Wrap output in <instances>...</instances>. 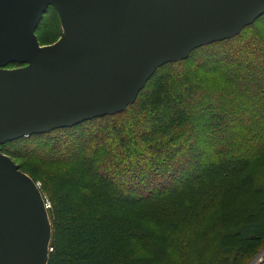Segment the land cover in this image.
<instances>
[{"label": "trees", "instance_id": "trees-1", "mask_svg": "<svg viewBox=\"0 0 264 264\" xmlns=\"http://www.w3.org/2000/svg\"><path fill=\"white\" fill-rule=\"evenodd\" d=\"M61 33L49 5L38 42ZM0 148L50 201L46 264H247L263 228L227 226L226 179L264 193V14L159 66L123 111Z\"/></svg>", "mask_w": 264, "mask_h": 264}, {"label": "water", "instance_id": "water-1", "mask_svg": "<svg viewBox=\"0 0 264 264\" xmlns=\"http://www.w3.org/2000/svg\"><path fill=\"white\" fill-rule=\"evenodd\" d=\"M49 5L62 33L40 45ZM262 14L264 0H0V145L121 112L159 66ZM50 236L39 187L0 148V264H46Z\"/></svg>", "mask_w": 264, "mask_h": 264}, {"label": "rangeland", "instance_id": "rangeland-1", "mask_svg": "<svg viewBox=\"0 0 264 264\" xmlns=\"http://www.w3.org/2000/svg\"><path fill=\"white\" fill-rule=\"evenodd\" d=\"M62 32V28H61ZM8 68H13L14 66H7ZM242 169L237 170L233 177L229 176L226 179V183L228 182L232 188L228 190L226 193V223L229 226H233L241 221H257L261 223L263 228V236H264V193L259 196V194H251L248 191L247 185L242 186L240 183L243 181L241 179L243 176ZM39 183V182H38ZM40 186V183H39ZM49 200V199H48ZM239 241L235 237H231L227 244H236ZM246 245L254 246L256 241L244 242ZM260 251V250H259ZM259 251L253 256L247 264H256L255 257L259 253Z\"/></svg>", "mask_w": 264, "mask_h": 264}, {"label": "built area", "instance_id": "built-area-1", "mask_svg": "<svg viewBox=\"0 0 264 264\" xmlns=\"http://www.w3.org/2000/svg\"><path fill=\"white\" fill-rule=\"evenodd\" d=\"M36 185L39 187V183L36 182ZM43 201H44V207L47 210V208L51 207L50 201L48 200V198L43 196ZM52 250V247L49 246L48 247V251ZM255 263L256 264H264V247L259 251V253L256 255L255 257Z\"/></svg>", "mask_w": 264, "mask_h": 264}]
</instances>
